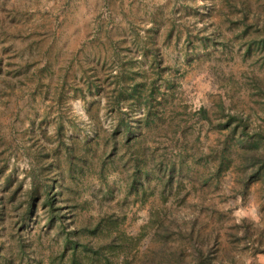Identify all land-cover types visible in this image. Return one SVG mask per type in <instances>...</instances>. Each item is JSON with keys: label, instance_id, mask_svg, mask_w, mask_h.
Wrapping results in <instances>:
<instances>
[{"label": "rangeland", "instance_id": "rangeland-1", "mask_svg": "<svg viewBox=\"0 0 264 264\" xmlns=\"http://www.w3.org/2000/svg\"><path fill=\"white\" fill-rule=\"evenodd\" d=\"M56 212L111 264H264V0H0V264H64Z\"/></svg>", "mask_w": 264, "mask_h": 264}, {"label": "trees", "instance_id": "trees-1", "mask_svg": "<svg viewBox=\"0 0 264 264\" xmlns=\"http://www.w3.org/2000/svg\"><path fill=\"white\" fill-rule=\"evenodd\" d=\"M139 93L137 91H132L130 96L125 97L126 100H138ZM119 98L116 99V102ZM142 112L143 122L147 124V119L149 117L150 111L148 109L147 103H143V105L138 106ZM197 114L208 120L205 110L200 108L196 111ZM234 117V116H233ZM231 115H227V119H233ZM209 121V120H208ZM240 119H237V123L232 125L229 128V131L226 137H232L233 134L238 132V139L245 140L248 138L245 131V125L239 124ZM219 129H227L230 126V122L227 121L225 124H221ZM235 132V133H234ZM127 134V133H126ZM245 136V137H244ZM127 137V136H126ZM127 139V138H126ZM221 152H225V143L221 148ZM222 163V159H220L214 169L215 173H218L220 170V166ZM172 166V165H170ZM132 180L128 187V192H137V187L135 186V173L133 171ZM258 169H254L251 171V174L247 177L248 181L245 182L247 186L251 181L255 180L257 177ZM146 177V175H144ZM168 183V179H165L163 187ZM245 186V187H246ZM45 203L48 207V210L53 211L51 199H45ZM49 219H54L58 223L59 233L62 238V246L60 250L59 256L65 257L64 264H111L108 256H117L119 253V249H121L127 242L123 237L122 233L116 232V235H112L113 229L116 227V220L110 216H99L95 219V221L91 224H83L79 226L77 229H65V226L60 218V215L56 213H51ZM78 237L89 236L96 240L95 245L88 244L87 241L77 239ZM193 251L196 255L195 264H199L202 255V251L200 248L192 245ZM205 257V256H204ZM50 264H52L51 259L49 260ZM183 264V263H179Z\"/></svg>", "mask_w": 264, "mask_h": 264}]
</instances>
